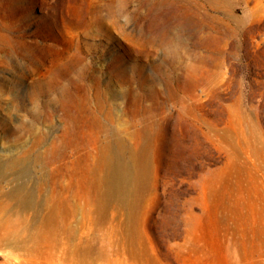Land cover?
Masks as SVG:
<instances>
[{"label":"rangeland","instance_id":"obj_1","mask_svg":"<svg viewBox=\"0 0 264 264\" xmlns=\"http://www.w3.org/2000/svg\"><path fill=\"white\" fill-rule=\"evenodd\" d=\"M0 25L1 219L34 220L8 196L20 183L35 201L60 191L83 205L60 172L81 144L146 133L136 205L150 253L236 264L234 234L252 229L242 219L264 217V0H0ZM5 242L0 264L40 262Z\"/></svg>","mask_w":264,"mask_h":264},{"label":"bare ground","instance_id":"obj_2","mask_svg":"<svg viewBox=\"0 0 264 264\" xmlns=\"http://www.w3.org/2000/svg\"><path fill=\"white\" fill-rule=\"evenodd\" d=\"M0 29L4 30L5 27L0 25ZM145 134L142 142L133 146L115 134L96 146L95 150H91L89 145L81 144L86 151L73 154L69 165L60 172L70 176L75 189L74 196L83 199V205L76 204V200L73 202L74 198L60 191H54L56 193L53 192L50 197L45 196L43 201L38 202L39 199L35 201L31 193L25 191L24 184L20 183L12 188L8 196L16 198L15 207L25 211L33 210L34 220L20 215L4 219L1 216L0 243L11 241L12 246H27L35 250L34 254L40 259L38 264H168L163 262L159 253H150L154 250L148 249L145 239L151 241L152 237L138 220L141 207L136 204L140 202L145 190V180L142 178L145 176V167L142 170L139 163L147 157L149 147ZM139 135L141 136V131ZM10 162L11 167H16L21 159L13 157ZM133 165H138L139 171L135 203V200L127 201L124 194L127 193V184L132 177ZM17 181L19 183V179ZM43 183L39 181L38 185L44 186ZM61 188L68 192L72 190L71 186L61 185ZM111 202L116 207H109ZM125 204L129 207H124ZM42 205L48 209L46 214L41 212ZM11 206L8 201V204L0 207L9 211ZM253 212L248 219H242L251 223L252 229L248 231L251 236L241 230L234 234L232 250L236 264H242V261L246 262L244 264H264V217L259 216V212L255 210ZM78 214H81V220H70V215L75 217ZM257 222L259 224L254 228L253 225ZM239 239L241 240L237 241Z\"/></svg>","mask_w":264,"mask_h":264}]
</instances>
